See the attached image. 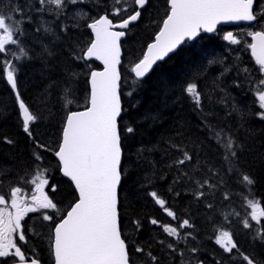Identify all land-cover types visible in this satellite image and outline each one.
<instances>
[{"label":"trees","instance_id":"16d2710c","mask_svg":"<svg viewBox=\"0 0 264 264\" xmlns=\"http://www.w3.org/2000/svg\"><path fill=\"white\" fill-rule=\"evenodd\" d=\"M126 2L134 7L132 0ZM17 3L24 11L23 17H16L23 19L19 40L28 52V58L16 64L17 90L38 119L30 125L33 140L23 131L16 94L0 67V169L10 170L7 175H0V194L7 198L13 187L26 193L33 189V183H25L20 177L27 172V181H32L37 176L33 153L39 151L43 156L40 167L47 169L43 176L48 180L45 191L61 210L59 214L55 209L42 212L53 215L57 223L58 215H65L75 202L76 192L60 175L54 153L68 111L84 108L90 72L100 69L94 62L79 59L81 50H86L92 39L87 24L105 14L113 22H119L120 18L111 15L115 0H82L75 6L69 5L66 14L59 18L55 12L38 13V0H2L0 12L9 13V5ZM30 3L34 4L31 9ZM120 6H124V0ZM167 10L166 0H149L120 42L119 92L123 111L118 119L122 150L118 212L131 264L146 262L145 254L136 252L138 246L157 256L159 264H246L236 250L225 252L216 243L222 231L232 234L239 251L264 264V242L253 239L264 228V217L259 223L253 221V209L248 203L258 202L257 208H264V119L257 115L261 110L256 95L261 90L258 82L262 77L245 46L241 49L238 44L225 41L227 31L237 35L234 28L221 27L210 35L200 34L185 42L134 85L132 64L154 39ZM77 12L87 14L79 23L73 19ZM45 27L49 31H44ZM8 47L19 54V46ZM5 58L14 59L10 54L0 55V63ZM244 68L251 70V75L246 76L241 71ZM190 82L197 84L202 95V109H197L183 92ZM66 88H71L74 100L68 107L64 98ZM207 124L216 131L223 129L230 133L242 146L233 161L234 173L228 172L224 150L215 136L210 135ZM129 127L134 129L132 133L127 132ZM8 140L12 143H7ZM37 141L47 150L38 149ZM184 151L192 160L178 166L176 162ZM245 174L254 184L243 181ZM204 180L209 183L201 188ZM52 185L56 188L54 192ZM197 191H203L204 195L197 198ZM152 192L165 201L176 219L156 203ZM42 212L31 213L21 221L27 243L18 238L16 242L29 258H39L40 264H53L55 224L43 221ZM185 219L191 227L181 230L185 238L179 242L163 231L165 225L178 227ZM152 220L158 223L154 225ZM244 220L249 221L251 228L244 227ZM189 232L191 236L186 235ZM169 243L175 244V251L167 247ZM10 263L11 258H0V264Z\"/></svg>","mask_w":264,"mask_h":264},{"label":"snow or ice","instance_id":"6c2138e0","mask_svg":"<svg viewBox=\"0 0 264 264\" xmlns=\"http://www.w3.org/2000/svg\"><path fill=\"white\" fill-rule=\"evenodd\" d=\"M80 2L82 0H38L40 7L36 11L38 13L55 12L59 18L66 14L69 5L75 6ZM148 2L149 0H132L134 7H129L124 0V6L121 7L122 0H115L111 15L114 18H120L118 25H114L113 19H110L108 14L101 15L99 19L87 24L93 33V38L86 50H81L82 55L79 59L86 61L87 58L95 57L103 62L104 68L103 71H91L87 103L82 111H68L58 150L55 151L60 171L74 184L75 202L66 210V215H58L59 222L56 223L53 215L46 211L42 212V210L55 209L59 214L61 211L43 191L48 180L40 179L39 183H36L34 178L32 181H27L28 173L26 172L25 176L20 179L25 183H35L31 202L19 198L18 193L22 189L13 187L11 188L10 206L14 212L8 211L5 195L0 194V205H3L0 207V258H11L13 264H40L39 258H29L22 251L21 246H18L13 238V233H18L19 241L27 243V236L22 230L21 221L29 213L42 212L43 221L55 224L52 230L54 239L51 245L55 264H131L128 245L122 238L118 212V185L121 182L122 156L118 117L123 111L119 92L121 77L118 65L121 63V37L125 36V30L129 29L130 24L138 21L142 15V9ZM0 4H2V0H0ZM166 4L168 10L164 14L162 24L159 25V31L156 32L152 42L147 44L142 56L132 64L131 73H134V85L142 81V78L153 69L158 61H162L185 40L196 37L201 30L212 32L219 21H257L254 0H166ZM9 6L11 7L9 13L0 12V55L10 54L14 59L7 60L5 58L0 63V67H3L7 83L16 93L23 131L35 140L30 125L35 123L38 117L30 112L29 107L21 98L16 81L18 71L16 64L22 58H28V52L19 40L23 34V19L16 18L17 16L23 17L24 11L18 3ZM28 6L31 9L34 4L30 3ZM86 15V13L77 12L73 19L79 23V20H82ZM123 16L126 18H122ZM262 16H264V12H262ZM114 27H119L121 30L113 31ZM37 31L39 32L40 29L38 28ZM44 31L47 32L49 29L45 27ZM248 35L252 38L248 48L251 50L256 65L259 66L258 72L264 74V30L251 31ZM224 39L232 44L240 43V40L232 32L226 33ZM9 45L19 46V54L11 52ZM213 62L210 61V63ZM241 71L246 76L251 75V70L247 68ZM73 75L76 74L73 73ZM258 83L260 86H264V79L259 80ZM71 92V88L65 89L66 107L74 103ZM183 92L192 99L197 109H202V95L198 91L196 83H187ZM128 95H132V92H129ZM256 95L259 107L264 109V91H257ZM257 115L264 119V111ZM206 127L210 135L215 136L224 150V160L229 166L228 172L234 173L236 169L233 161L238 158V151L242 146L223 129L216 131L211 124H207ZM133 131V128H127V132L132 133ZM7 143L11 144L12 141L8 140ZM36 143L38 149L47 150L45 145L38 141ZM33 157L36 162L37 177L44 176L47 169L40 167L43 156L37 151L33 153ZM191 160L192 156L184 151L183 157L176 163L178 166H182ZM9 171L0 169V175H7ZM242 179L248 185L254 184V180L247 174L243 175ZM208 183V180H204L200 187L202 188ZM50 187L53 192L56 190L54 185ZM150 195L156 198V203L164 207L169 216L176 219L175 214L166 207L164 200L158 198L157 193L152 192ZM203 195V191L196 193L197 198ZM225 198H227V194ZM248 203L253 209L251 219L259 223V218L264 217V208L257 214L255 209L259 206L258 202L249 200ZM39 219L40 217L37 216L36 220ZM135 223L139 227V222ZM151 223L155 225L158 221L152 220ZM243 225L245 228H251L248 220H244ZM186 227H191L187 219L178 227L165 225L163 231L169 237H175L179 242L180 239L185 238L181 235V230ZM29 231L35 232V229L29 228ZM35 234L40 235L39 233ZM186 235L191 236V233ZM253 239H260L264 242V228L258 230ZM163 243L161 241V244ZM216 243L220 244L225 252L231 253L236 250L242 257V261H246V264H258L256 260L239 251L238 245L234 242L229 231H222L220 235H217ZM167 247L173 251L176 250L175 244L169 243ZM192 251L195 252L196 249L193 248ZM136 252L145 254V264L148 262L159 264L158 257L151 251L145 253V250L138 246Z\"/></svg>","mask_w":264,"mask_h":264},{"label":"flooded vegetation","instance_id":"af4514ba","mask_svg":"<svg viewBox=\"0 0 264 264\" xmlns=\"http://www.w3.org/2000/svg\"><path fill=\"white\" fill-rule=\"evenodd\" d=\"M254 11H255V14L257 15V21H255V22L253 21V23L250 25L234 26L233 28L237 34L236 38L238 40H240V43L238 44L239 48L244 49V46H245L247 48V51H248L252 61L255 62L254 57H252V55H251V50L248 48V44H250L252 42V38L248 35V33L251 31L264 30V16H262V12H264V0H255L254 1ZM256 66L259 67L258 65H256ZM260 75H261L262 79H264V74H260ZM260 91H264V86H261ZM257 99H258V97H257ZM258 103H259V101H258ZM260 110L264 111V109H261V108H260ZM6 200L8 202V206H10L11 205V193L8 195ZM9 211L14 212V210L11 209V206H10ZM29 214H31V213H29ZM29 214H27V216ZM13 238L16 240L17 233H13ZM5 258H7V257H5Z\"/></svg>","mask_w":264,"mask_h":264},{"label":"water","instance_id":"95a60500","mask_svg":"<svg viewBox=\"0 0 264 264\" xmlns=\"http://www.w3.org/2000/svg\"><path fill=\"white\" fill-rule=\"evenodd\" d=\"M99 19V18H98ZM137 22V21H136ZM136 22H133L132 24H134V23H136ZM253 23V21H219L217 24H216V26H215V29L212 31V32H207V31H204V30H201L199 33H198V35L196 36V37H194L193 39H191V40H185L184 42H182L180 45H178L177 46V48L176 49H174L173 50V52H171V53H169L168 54V56H166L162 61H158L156 64H158V63H160V62H163L164 60H166L169 56H171L181 45H183L185 42H191V41H193V40H195L201 33L202 34H212V33H214L218 28H220V27H225V28H230V27H234V26H241V25H250V24H252ZM119 24V22H117V23H114V25H118ZM131 25V24H130ZM113 31H120L121 29L119 28V27H114L113 29H112ZM126 31V30H125ZM90 32H91V35H92V37H93V33H92V31H91V29H90ZM228 32H232V31H228ZM227 32V33H228ZM233 33V32H232ZM125 36H126V34H125ZM125 36L124 37H121V40L122 39H124L125 38ZM154 38H155V36H154ZM121 40H120V42H121ZM227 41V40H226ZM152 42V41H151ZM227 42H230V41H227ZM120 51H121V48H120ZM121 55H122V53H121ZM90 60H93L94 62H96L97 64H99L100 65V67H101V69H99V70H95V71H103V68H104V65H103V62L102 61H100V60H97L95 57H90V58H87V60L86 61H90ZM121 64V63H120ZM155 64V65H156ZM155 65L153 66V68L155 67ZM119 66L120 65H118V71H119ZM152 71V70H151ZM150 71V72H151ZM150 72L148 73V74H146V76L147 75H149L150 74ZM120 73V72H119ZM133 74V76H134V73H132ZM145 76V77H146ZM144 77V78H145ZM5 78H6V75H5ZM143 79V78H142ZM89 80H90V76H89ZM7 81V80H6ZM88 84H89V92H90V83H89V81H88ZM119 84H120V81H119ZM10 86V85H9ZM11 87V86H10ZM119 89H120V87H119ZM16 94V93H15ZM83 110V109H82ZM82 110H76V111H82ZM120 117V116H119ZM119 117H118V119H119ZM58 150V149H57ZM54 157H55V153H54ZM55 159L57 160V162H58V159L55 157ZM121 159H122V156H121ZM59 164V163H58ZM60 174H61V176L63 177V178H65V179H67L68 181H70V183L72 184V186H73V188H74V184L71 182V180H70V178H68V177H66V176H64L63 175V173L60 171ZM120 185V184H119ZM119 185H118V188H119ZM74 190H75V188H74ZM76 192V191H75ZM66 215V214H65ZM53 239H54V234H53ZM52 254H53V259H54V262H53V264H55V257H54V253H53V251H52Z\"/></svg>","mask_w":264,"mask_h":264},{"label":"rangeland","instance_id":"374dc122","mask_svg":"<svg viewBox=\"0 0 264 264\" xmlns=\"http://www.w3.org/2000/svg\"><path fill=\"white\" fill-rule=\"evenodd\" d=\"M89 29V28H88ZM91 33V32H90ZM14 46V45H13ZM95 70V69H94ZM90 74H91V72H90ZM40 179H45V178H43L42 176H40V177H35V182L36 183H39V181H40ZM46 186V185H45ZM34 189H35V183H33V189L29 192V193H24V192H20V193H18V197L19 198H21V199H24V200H27L28 202H31V196H32V194H33V192H34ZM43 191H44V193L45 194H47L46 193V191H45V187H44V189H43ZM0 207H3V205H0ZM9 209H10V206H8V211H9ZM255 211L257 212V214L259 213V211H260V209L259 208H256L255 209ZM261 218V217H260ZM259 218V219H260ZM256 222V221H255ZM17 236H18V233H17ZM14 251V250H13Z\"/></svg>","mask_w":264,"mask_h":264}]
</instances>
